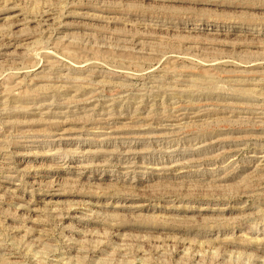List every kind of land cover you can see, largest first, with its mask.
I'll return each instance as SVG.
<instances>
[{
  "label": "rangeland",
  "instance_id": "374dc122",
  "mask_svg": "<svg viewBox=\"0 0 264 264\" xmlns=\"http://www.w3.org/2000/svg\"><path fill=\"white\" fill-rule=\"evenodd\" d=\"M0 264H264V0H0Z\"/></svg>",
  "mask_w": 264,
  "mask_h": 264
},
{
  "label": "bare ground",
  "instance_id": "6f19581e",
  "mask_svg": "<svg viewBox=\"0 0 264 264\" xmlns=\"http://www.w3.org/2000/svg\"><path fill=\"white\" fill-rule=\"evenodd\" d=\"M118 115V114H117Z\"/></svg>",
  "mask_w": 264,
  "mask_h": 264
}]
</instances>
